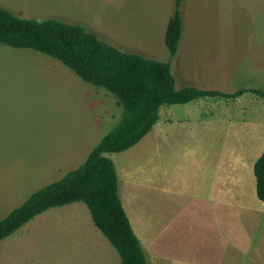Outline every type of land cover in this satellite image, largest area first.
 <instances>
[{
    "label": "rangeland",
    "instance_id": "1",
    "mask_svg": "<svg viewBox=\"0 0 264 264\" xmlns=\"http://www.w3.org/2000/svg\"><path fill=\"white\" fill-rule=\"evenodd\" d=\"M0 6L22 19L81 25L124 53L169 63L177 91L245 90L237 99L166 106L160 112L165 126L107 157L150 264H211L214 256L225 263L224 246L208 245L207 228L220 227V214L211 206L209 222L207 201L227 204L226 242L234 244L228 253L242 247L232 239L237 229L255 234L250 244L264 238L254 175L264 152V98L253 93L264 91V0H183L184 31L173 58L165 36L176 0H0ZM122 117L113 94L60 61L0 45V221L80 168ZM172 187L183 191L176 200ZM0 264L121 261L87 206L75 203L50 209L3 240Z\"/></svg>",
    "mask_w": 264,
    "mask_h": 264
},
{
    "label": "trees",
    "instance_id": "2",
    "mask_svg": "<svg viewBox=\"0 0 264 264\" xmlns=\"http://www.w3.org/2000/svg\"><path fill=\"white\" fill-rule=\"evenodd\" d=\"M182 3L176 0L165 36L172 58L178 53L184 31ZM0 45L32 50L60 61L84 82L113 94L123 108L120 124L103 138L80 168L45 186L0 221V243L50 209L83 203L94 226L118 253L121 264H150L122 205L119 177L107 156L137 146L159 123L160 112L166 106L209 98L237 99L246 91L234 95L194 87L177 91L169 63L124 53L81 25L57 19H22L1 6ZM253 93L264 98L262 90ZM254 175L257 197L264 203V152L254 165Z\"/></svg>",
    "mask_w": 264,
    "mask_h": 264
},
{
    "label": "crops",
    "instance_id": "3",
    "mask_svg": "<svg viewBox=\"0 0 264 264\" xmlns=\"http://www.w3.org/2000/svg\"><path fill=\"white\" fill-rule=\"evenodd\" d=\"M157 126L158 127L159 126H165V124L163 122L161 123V121H159ZM161 136L162 135H160V137ZM157 190L163 193L162 189L158 188ZM181 191L182 190L179 189V188L172 187V192L170 193L172 199L176 200L177 198H179V195L181 194ZM207 206H208V218H209V215L211 213V206H213L214 211H216V212L219 211V214H220L219 218H218L220 227L218 228V226H217V228H215V225H214V227L212 229L211 225H210L211 229L207 228V230H208V240L207 241H208V245H210L209 242L210 243L213 242L214 245H217L218 247H220V246L223 247L224 246V253H223L222 260H224L226 264H230V263H227V261H235V264H237V263L238 264H242L241 262H242L243 259H245V261H246L245 264H264V250H263L264 249V238L263 237H257L256 238V236H255L254 237V238H256L255 242L250 244V241H251L250 237H251V235L253 237L255 234L252 233L250 235V233H247L248 231L245 232L244 234H242V233H240V231L242 229H240L239 231L237 229V230H235L234 238H232V239L236 243L237 246H242V247H238L237 249L234 248L235 252L228 253L227 251L229 249V246H234V244L229 243L228 241L226 242V240L228 239L227 238V236H228L227 230L228 229L226 227L227 226L226 225V222H227V207L226 206H227V204L222 205V208H220L218 205H216V206L212 205L211 201H207ZM231 213L234 214V212H231ZM209 222H210V218H209ZM230 226H231V224H230ZM211 234H213L212 238L210 237ZM161 235H162V232H161ZM243 239H247V240H245L243 243H241V241ZM256 244H258V246H259V251L256 249ZM245 245H248V246H245ZM243 247H245V248H243ZM242 248H243V251L240 250ZM211 256H213V255H211ZM232 256L234 257L233 260H232ZM177 258H180V254L177 255ZM216 258H217L216 256L211 257V264H217L216 263ZM219 261H220V259H219ZM222 263L225 264L223 261H222Z\"/></svg>",
    "mask_w": 264,
    "mask_h": 264
}]
</instances>
